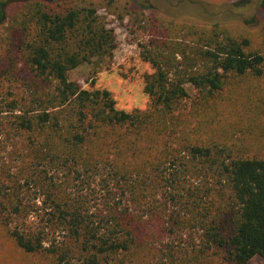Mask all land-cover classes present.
Returning <instances> with one entry per match:
<instances>
[{
  "label": "trees",
  "instance_id": "16d2710c",
  "mask_svg": "<svg viewBox=\"0 0 264 264\" xmlns=\"http://www.w3.org/2000/svg\"><path fill=\"white\" fill-rule=\"evenodd\" d=\"M126 1L109 7L148 33L139 54L152 69L148 107L129 112L69 78L115 47L92 0H14L10 19L0 2V232L53 264L264 260V159L189 122L218 109L231 76L264 77V45L218 22L141 24Z\"/></svg>",
  "mask_w": 264,
  "mask_h": 264
},
{
  "label": "rangeland",
  "instance_id": "374dc122",
  "mask_svg": "<svg viewBox=\"0 0 264 264\" xmlns=\"http://www.w3.org/2000/svg\"><path fill=\"white\" fill-rule=\"evenodd\" d=\"M92 1L98 6L99 14L105 18L107 26L113 30L115 47L111 57L81 65L69 72V78L77 81L83 89L109 91L118 110H144L149 105V99L143 91V78L152 69L150 64L140 58L139 45L147 40L148 33L136 28L137 24L129 16L119 20L112 14L114 7H109V2L119 9L126 0ZM0 2L5 3V13L9 18L16 7L14 0ZM126 3L129 4L127 8L134 12L133 15L138 13L139 18H144L141 24L157 20L156 26H168L173 21L171 18L176 16L179 22L197 28L205 27L202 22H218L221 24L219 30L236 37H247L253 49L260 50L264 45V12L259 9V0H127ZM8 22L0 27V35L4 34ZM206 28L210 30L212 27ZM179 30L177 37L182 39L184 32ZM263 99L264 77L231 76L219 94V101L222 102L218 109L207 113L205 120L190 114L192 117L189 122L192 126L200 127L198 138L227 144L239 157L264 159ZM190 105L187 106L189 112ZM0 264L53 263L47 256L23 253L0 232ZM247 264H264V260L256 256Z\"/></svg>",
  "mask_w": 264,
  "mask_h": 264
}]
</instances>
